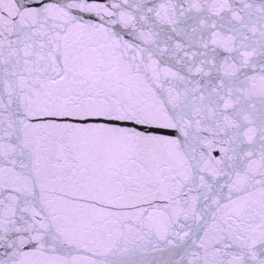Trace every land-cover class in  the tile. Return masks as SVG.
<instances>
[{
  "label": "water",
  "instance_id": "95a60500",
  "mask_svg": "<svg viewBox=\"0 0 264 264\" xmlns=\"http://www.w3.org/2000/svg\"><path fill=\"white\" fill-rule=\"evenodd\" d=\"M0 264H264V0H0Z\"/></svg>",
  "mask_w": 264,
  "mask_h": 264
}]
</instances>
